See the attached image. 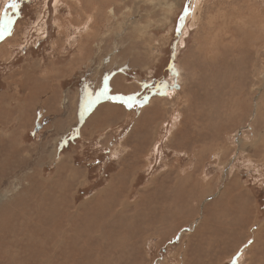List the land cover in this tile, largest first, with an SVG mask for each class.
Listing matches in <instances>:
<instances>
[{"label": "rangeland", "instance_id": "374dc122", "mask_svg": "<svg viewBox=\"0 0 264 264\" xmlns=\"http://www.w3.org/2000/svg\"><path fill=\"white\" fill-rule=\"evenodd\" d=\"M9 2L0 264H264V0Z\"/></svg>", "mask_w": 264, "mask_h": 264}, {"label": "snow or ice", "instance_id": "6c2138e0", "mask_svg": "<svg viewBox=\"0 0 264 264\" xmlns=\"http://www.w3.org/2000/svg\"><path fill=\"white\" fill-rule=\"evenodd\" d=\"M8 7L9 8H16L17 7V4H16V0H10L9 4H8ZM5 15H7V12H5ZM9 23H11L9 21ZM4 30H7V29H4ZM162 85H163V82H162ZM163 86H166V85H163ZM109 86L107 84V78L105 79V83L103 85V88L99 91V93L97 94V97L96 99H98L99 97L101 96H104V97H107L109 99H112V100H115V101H119L121 103H124L127 105V107L131 108L134 106V103H139V101L136 100V95L133 94V95H129V96H120V95H117V96H110L109 95ZM91 95V94H90ZM95 100H92L90 101V104L91 103H94ZM89 104V106H90ZM251 243V241L249 242Z\"/></svg>", "mask_w": 264, "mask_h": 264}, {"label": "bare ground", "instance_id": "6f19581e", "mask_svg": "<svg viewBox=\"0 0 264 264\" xmlns=\"http://www.w3.org/2000/svg\"><path fill=\"white\" fill-rule=\"evenodd\" d=\"M168 9V8H167ZM108 12H111V10L109 9V11ZM169 12V11H168ZM196 15V14H195ZM110 17V16H109ZM194 17V16H193ZM255 34V33H254ZM232 35V34H231ZM237 43V42H236ZM239 44V43H238ZM238 46V45H237ZM236 46V47H237ZM236 49V48H235ZM214 94V93H213ZM213 94L211 93V94H209V95H212V96H209L208 97V101H206V103L208 104V106H209V111H207L206 113H205V115H206V117L209 115V114H211V115H213V114H215L214 116H216V117H218L219 116V113L217 112V110L219 111V107H218V109L216 110V107L214 106L213 107V103L210 101V98H212L213 97ZM202 99L200 100V103L198 104H196V107H202V105H201V103H202ZM187 102H188V100H187ZM206 103H205V105H206ZM203 104V103H202ZM228 106V105H227ZM225 107V106H224ZM229 107V106H228ZM227 108V107H226ZM222 109H224V108H222ZM228 109H230V108H228ZM221 110V109H220ZM227 111V110H226ZM201 112V111H200ZM198 113L197 115H198V117L199 118H205V116L204 117H202V114L201 113ZM215 112V113H214ZM228 113V112H227ZM235 113V111L233 112V110L232 111H230V115H232V114H234ZM204 114V113H203ZM209 120H210V118H209ZM229 120H230V118H229ZM211 121V120H210ZM223 121V120H222ZM227 121V120H226ZM225 121V122H226ZM209 122V121H208ZM231 123V122H230ZM223 124V123H222ZM215 131H216V129H215ZM213 217V216H212ZM215 217V216H214ZM225 225V224H224ZM224 225L222 224V223H219L218 225H217V228L215 229V230H219L220 228H222V227H224ZM213 227V226H212ZM212 227H211V229H210V231L211 230H213L212 229ZM226 227V229H228V228H230L229 226H225ZM215 230H213V231H215ZM220 231V230H219ZM227 231V230H226ZM221 234V233H220Z\"/></svg>", "mask_w": 264, "mask_h": 264}, {"label": "water", "instance_id": "95a60500", "mask_svg": "<svg viewBox=\"0 0 264 264\" xmlns=\"http://www.w3.org/2000/svg\"><path fill=\"white\" fill-rule=\"evenodd\" d=\"M39 127H40V125H38L36 129H38Z\"/></svg>", "mask_w": 264, "mask_h": 264}, {"label": "trees", "instance_id": "16d2710c", "mask_svg": "<svg viewBox=\"0 0 264 264\" xmlns=\"http://www.w3.org/2000/svg\"><path fill=\"white\" fill-rule=\"evenodd\" d=\"M69 137H70V135H69Z\"/></svg>", "mask_w": 264, "mask_h": 264}]
</instances>
